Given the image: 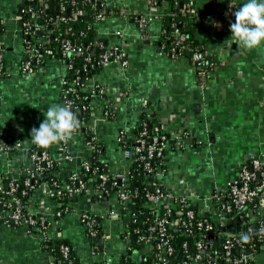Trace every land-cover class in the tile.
Returning <instances> with one entry per match:
<instances>
[{"label":"crops","instance_id":"0c3cea01","mask_svg":"<svg viewBox=\"0 0 264 264\" xmlns=\"http://www.w3.org/2000/svg\"><path fill=\"white\" fill-rule=\"evenodd\" d=\"M15 1L0 0V20H5L3 57L10 72L0 79V142L6 146L18 138L30 142L31 129L39 127L47 108L61 105L65 73V66L54 59L45 60L43 70L33 74L21 70L25 55L22 34L12 15ZM121 1L139 12L144 9L141 0ZM244 3L246 0H192L197 14L196 36L216 62L203 87L198 85L195 69L186 57L171 59L160 49L159 19L153 17L141 40L134 28L125 30L129 66L123 71L117 63H105L93 77L94 82L112 86V98L123 93L116 115L97 120L96 134L103 149L100 159L110 165V170L119 169L124 162L116 140L118 130L123 128L132 137L143 112L162 130L182 129L193 137L192 146L169 147L168 171L159 176V182L172 191L186 188L202 198L214 189L224 194L226 180L233 178L241 165L256 156L264 158V44L249 50L224 43L231 37L230 23L235 22L229 10L237 11ZM156 10L158 13L160 9ZM97 104L99 99L91 102L92 106ZM7 148H0V173L9 170L18 158L17 152L5 155ZM72 151L80 153L74 159L76 164L90 153L81 143L73 144ZM70 202L71 211L52 224L48 239L29 227L1 226L0 264H49L53 255L46 247L51 239L62 237L72 243L76 264H119L127 245L117 198L90 201L89 194L82 193ZM44 203L52 209L48 198ZM209 203L203 202L205 215L211 211ZM81 211H89L100 228L94 246L78 217ZM111 211L115 215L110 216ZM25 236V241H18ZM14 241L11 247L2 244ZM151 248L146 242L143 250L134 252L133 256L139 257L136 264H141V255ZM252 261L264 264V242L252 254Z\"/></svg>","mask_w":264,"mask_h":264},{"label":"built area","instance_id":"2783aa9c","mask_svg":"<svg viewBox=\"0 0 264 264\" xmlns=\"http://www.w3.org/2000/svg\"><path fill=\"white\" fill-rule=\"evenodd\" d=\"M22 1L14 2L12 15L18 22V29L22 34L25 59L21 63V70L26 74H33L35 70L42 71L44 61L47 59L61 62L66 70L65 58L70 59L72 56H81L82 69L86 71L94 65L90 50H95L96 47L101 49L99 53L101 62L117 63L124 71L129 66L126 41H124L125 30L134 28L136 38L141 40L145 37L146 28L153 17L161 21L166 15L173 13L178 4V0H141L144 9L139 12L121 0H80V2L79 0H25L32 3L26 8H20ZM68 2L73 6L72 9L67 5ZM33 3H36V6ZM42 4L48 7L52 5L50 8L55 11L54 15L47 17L44 22L41 21V16L36 9ZM17 8L25 14L23 20L15 12ZM157 8L160 9L158 13ZM151 10H154L155 14ZM89 12L92 14L91 23L74 35L72 21L78 15ZM179 12L196 14L193 7L189 5L186 8H180ZM234 12L229 10L231 14ZM90 29L94 31L97 40L84 44L83 38ZM0 30L5 33L3 19L0 20ZM2 32H0V79L10 73L3 62ZM60 33L63 36L59 38ZM171 36L173 40L167 54L171 59H176L179 57V51L186 48L185 35L178 28H173ZM160 38H167L163 29L159 30ZM52 39L59 41L60 44L52 47ZM204 54L207 53L194 51L191 55L192 65L197 61L200 62V65L193 66L195 79L200 87H203L207 75L216 67V62L213 61L208 68H205ZM79 73L80 70L76 69L72 79L63 77L61 80V105L70 103L73 110L88 112L87 120L82 121L79 130L71 139L53 144L46 149L36 146L32 141L27 142L19 138L7 144L5 155L17 152L18 158L9 170L0 173V227L25 226L40 233L43 239L49 238L48 230L52 224L71 211L70 201L61 208L63 202L56 200V196L52 198L56 180L52 182L39 180L45 169L55 165L57 166L55 173L58 176H64L67 172L69 181L75 183V188L70 189V194L74 197L86 193L95 195L96 199H108L111 196L117 198L125 224L124 238L129 237L131 233L139 232V229L135 227L131 232L127 224L134 216L130 207L134 205L133 201L136 198H144L152 206L159 205L165 200L176 201L178 207L175 208L184 213V218L168 217L171 214V208L165 206L164 215L154 218L152 224L147 227L148 232L155 233L159 238L154 253L157 258L156 264H169V258L173 254L174 249L170 242L171 235L168 228L180 230L181 234L190 235L193 238L195 251L184 252L183 258L181 257L182 259L176 264H212L215 261V256L212 255L215 245L219 246L218 250L226 263L249 264L252 254L247 252V245L242 243L241 235L249 234L250 240L264 242V158L257 156L249 164L241 165L235 176L226 180L224 194H218L214 189L211 194L202 198L186 188L177 192L155 183H148L150 189L144 187L139 190L130 186L128 177L129 168L134 159L141 162L142 168L147 172L154 171L155 176L159 177L163 174L159 167L153 166V159L168 153L171 143H174L176 148L184 147L189 137V133L182 129L170 132L163 130L168 135L161 134L162 128L159 125L153 123L151 126L139 119L137 130L132 137L128 136L123 128L117 132L116 140L124 160L123 166L119 169L112 171L110 165L104 163V169L101 170L96 166L91 170L90 162L85 158H79L76 164L74 163L76 156L71 155V152H75L72 151V145L81 143L91 152L98 151L100 142L96 134L97 120L113 118L120 107L119 102L123 95L119 92L112 98L109 95L112 90L110 84L94 82L93 79L85 83L80 79ZM79 90H90L91 94L100 96V104L96 106H92L91 102L88 105L81 104L77 93ZM87 134H90V137ZM73 165H76L74 169H72ZM89 172L92 175H89ZM67 184L66 179H63L62 186L66 187ZM29 192L30 196L23 199ZM56 195L58 197L60 193L57 192ZM219 195H222L224 200L219 199ZM46 198L52 202V209L44 203ZM205 201L210 202L211 211L208 212L210 219H198L197 216L205 212L203 209ZM235 212L238 218L234 219ZM228 213H231V216L226 218L229 219L226 223L223 215ZM78 214L87 237L96 238L99 229L95 217L89 211H81ZM109 215H115L114 211H111ZM237 221H240L243 226L255 221L256 236L252 235L250 226L243 231L236 230ZM225 225L228 228H225ZM181 226L183 228H180ZM146 242L150 243V240L146 239ZM254 244L253 242L248 247ZM182 247H186V242L182 244ZM235 249L237 253L233 254ZM59 250L61 257L70 263L69 246L62 243Z\"/></svg>","mask_w":264,"mask_h":264},{"label":"trees","instance_id":"16d2710c","mask_svg":"<svg viewBox=\"0 0 264 264\" xmlns=\"http://www.w3.org/2000/svg\"><path fill=\"white\" fill-rule=\"evenodd\" d=\"M80 2V0H79ZM32 2L29 1H25L23 0L19 7L20 8H26L28 5H30ZM33 5L36 6V3H33ZM67 5L72 9L73 6L70 5V3L68 2ZM189 5V7H193L192 4V0H178V4L176 6V8L174 9L173 6L171 7V9L174 11L171 14H168L164 17V19L161 20V29H163L165 31V34L167 35V38H160L157 41V44L159 45L160 49L162 50V52L167 54V51L170 48V45L172 44V31L173 28H178L182 33H184L185 35V41L184 44L186 46L185 49L179 51V56H184L186 57L190 62L191 61V55L194 51H200V52H204V48L203 45L201 43V41L197 38L196 36V17L197 15L194 13H190V12H186L181 14L179 12L180 8H186V6ZM39 15L41 16V21L44 22L45 19L49 16L54 15L55 11L54 9H51L50 7H48L46 4H42L40 6L36 7ZM67 11V10H66ZM15 12L20 15V18L25 17V14L22 13L20 11L19 8H17L15 10ZM92 21V14L89 13H85V14H80L78 15V17L76 19H74L72 21V26H73V31H74V35L77 34V32L81 29H84L86 25H88L89 23H91ZM0 32H2V30H0ZM3 33V32H2ZM61 36H63L61 33L58 35V37L60 38ZM96 37H95V33L94 31H92V29H90L86 36L83 38V43L87 44L89 43V41H96ZM51 46L54 47L56 45H59L60 42L59 41H54L53 39L51 40ZM101 49L96 47L95 50H90V54L94 60V65L93 67H90L89 69H87L86 71H84L82 69V59L81 56H72L70 59H66L65 58V65L67 67V69L65 70L64 73V78L66 79H72L76 69L80 70L79 73V77L82 81H84L85 83H89L91 82L90 80L93 79V77H95L96 74H98L100 72V70L103 68L104 64L103 62H101V59L99 57V53H100ZM168 55V54H167ZM57 57H59V55H57ZM204 59H205V68H208L209 65L214 61L213 57L211 55L208 54H204ZM3 62L5 63V59L3 57ZM99 62V63H97ZM97 63V64H96ZM69 64H71V67H69ZM200 65V62L197 61L193 64V66H197ZM78 96L80 97V101L81 104H85L88 105L90 102L94 101V100H98L100 98V96L96 95V94H91L90 90H79L77 91ZM73 97V95H71V98ZM74 99V97H73ZM74 112H76L78 119L80 120V122L82 123V121H86L88 118V112L86 110L83 111H79V110H73ZM140 119L141 121H146L148 125H153V119L152 117H150V115L148 113H141L140 115ZM137 130V129H136ZM136 130L134 132H136ZM161 134H165L168 135L167 132H164L163 130L160 131ZM88 137H90V134H87ZM188 142L184 143V146H188L194 144L193 142V137L191 135H189L188 137ZM99 150L98 151H94L89 153V155L85 156V159L88 160L90 162V168L91 170L94 167H99L101 170L104 169V161H102L100 159L101 154L103 153V149L102 145L99 144ZM122 145V144H121ZM123 146V145H122ZM171 146L175 147L174 143H171ZM183 148V147H181ZM173 150V149H171ZM167 157H168V153H165L164 156H161L159 158H154L153 159V166L159 167V170H161L162 174H165L168 171V165H167ZM134 159V157H133ZM55 170H57V166H53L50 167L48 169H45V171L43 172L42 177L39 180H46V181H50L52 182L53 180H56L57 184L55 185V192H54V196L56 198V200L58 199L60 202H63V204L61 205V208L64 207V204L68 201H72L74 198V195L70 194V189L75 188V183L70 182L67 176V172L64 174V176H58L57 173H55ZM129 182H130V186L133 188H137V189H141L142 188H148L150 189V184L148 183H155L163 188H168L165 185H162L161 183H159V177L155 176L154 171L152 172H147L145 169L142 168V164L141 162L137 161L134 159V161L132 162V164L130 165L129 168ZM89 175H92L90 172L88 173ZM63 179H66V183H68L66 185V187L62 186V182ZM57 192L60 193V195L57 197ZM30 196V192L27 193L23 199H26ZM90 201H95L96 197L95 195H89ZM134 208H131L130 210H132L131 212H133L134 216L127 222L128 224V230L131 229V232L133 230V228H138L139 232L137 233H131L129 235V237L124 238V232H123V239L125 240V243L127 245V250L124 253V255L121 257L120 259V263L119 264H136L137 260H139V257L133 256L135 255L134 252H136L137 250H143L144 248V244H145V240L149 239L150 243L152 245V249H150L148 251V253H144L141 255L140 257V262L141 264H156L157 263V258L154 256V253L156 252L155 249V245L156 243L159 241L158 236L153 233V232H148L147 227L150 226V224H152V220L154 218H159L161 216L164 215L165 213V206H168V208H171V214H169L168 217L176 218V217H180V218H184V213L179 210H176V208L178 207V205H176V201H162L159 205L156 206H152L149 203H147L145 201L144 198H136L133 201ZM176 207V208H175ZM224 219L226 220V223L229 222V219H226L227 214L223 215ZM198 219H210L209 215H205V213H201L200 215L197 216ZM238 218V214L235 212L234 214V219ZM134 220V222H133ZM240 221H237V223L235 224V228L238 231H243L246 230L247 227H251L252 229V235L255 237L257 234L256 231V226L257 223L251 222L248 224H245L244 226L242 225V223L240 224ZM228 228L227 225H225V228ZM98 229H100L97 226ZM180 228H183V226H181ZM169 232H170V242L171 245L174 249L173 254L170 256L169 258V264H176V262L178 260H181L184 256V254L186 252H194V244L192 242L193 238L190 235H184L181 234L180 230H171L170 228H168ZM88 238V237H87ZM89 242H91L92 246H94L96 244V241H94V238H88ZM186 242V247H182V244ZM255 243L253 246L248 247L250 244ZM64 243L67 244L69 246V257L71 259V262L68 263V261L64 260L61 255H60V250H59V246ZM247 245V252H249L250 254H253L255 252H257L258 248L261 246L262 242L259 241H252L250 240L248 243H245ZM46 248H48L49 250L52 251V255H53V260L49 263V264H76L77 259L75 256V252L73 249V245L72 243L65 237L62 238H55V239H51L49 246H47ZM219 246L215 245V249L212 251V255L215 256V261L212 264H228L224 261V258L222 257V254L219 252L218 250ZM185 252V253H184ZM237 250L235 249L233 251V254H236ZM182 257V258H181ZM249 264H254L253 261L251 260L249 262Z\"/></svg>","mask_w":264,"mask_h":264},{"label":"clouds","instance_id":"9594fccd","mask_svg":"<svg viewBox=\"0 0 264 264\" xmlns=\"http://www.w3.org/2000/svg\"><path fill=\"white\" fill-rule=\"evenodd\" d=\"M233 15L235 22L230 23L231 37L224 42L225 46L234 43L251 50L264 44V0H246ZM44 115L39 127H33L30 132L32 143L40 148L71 139L81 126L70 103L52 105ZM6 147L0 142V148ZM250 239L249 234L241 235L242 243H248Z\"/></svg>","mask_w":264,"mask_h":264},{"label":"rangeland","instance_id":"374dc122","mask_svg":"<svg viewBox=\"0 0 264 264\" xmlns=\"http://www.w3.org/2000/svg\"><path fill=\"white\" fill-rule=\"evenodd\" d=\"M21 232H23V229H21V228H18ZM26 240V236L25 237H21L20 239H18V241L19 242H21V241H25ZM16 243V241H14V242H8V243H5V242H3L2 244L3 245H5V247H7V246H9V247H11L13 244H15Z\"/></svg>","mask_w":264,"mask_h":264},{"label":"water","instance_id":"95a60500","mask_svg":"<svg viewBox=\"0 0 264 264\" xmlns=\"http://www.w3.org/2000/svg\"><path fill=\"white\" fill-rule=\"evenodd\" d=\"M51 6H52V5H49V7H51ZM71 155L77 156V155H80V153H79V152H71ZM254 158H257V156L254 157ZM77 161H78V160H77ZM249 168H250V167H249ZM131 208H134L133 205H131ZM227 216H231V213H228ZM230 226H232V225L230 224Z\"/></svg>","mask_w":264,"mask_h":264}]
</instances>
